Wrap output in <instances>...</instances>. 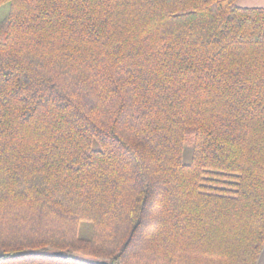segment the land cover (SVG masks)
<instances>
[{
	"label": "trees",
	"instance_id": "obj_1",
	"mask_svg": "<svg viewBox=\"0 0 264 264\" xmlns=\"http://www.w3.org/2000/svg\"><path fill=\"white\" fill-rule=\"evenodd\" d=\"M5 2L0 264H256L264 8Z\"/></svg>",
	"mask_w": 264,
	"mask_h": 264
},
{
	"label": "rangeland",
	"instance_id": "obj_2",
	"mask_svg": "<svg viewBox=\"0 0 264 264\" xmlns=\"http://www.w3.org/2000/svg\"><path fill=\"white\" fill-rule=\"evenodd\" d=\"M9 4L7 2L0 4V23L5 20L8 14ZM192 147L188 141L184 144L182 150V162L189 163L191 161ZM77 235L79 238L88 239L91 235V224L88 221H80L78 225Z\"/></svg>",
	"mask_w": 264,
	"mask_h": 264
},
{
	"label": "crops",
	"instance_id": "obj_3",
	"mask_svg": "<svg viewBox=\"0 0 264 264\" xmlns=\"http://www.w3.org/2000/svg\"><path fill=\"white\" fill-rule=\"evenodd\" d=\"M236 4L240 7L264 8V0H236ZM256 264H264V242L259 257L256 261Z\"/></svg>",
	"mask_w": 264,
	"mask_h": 264
},
{
	"label": "water",
	"instance_id": "obj_4",
	"mask_svg": "<svg viewBox=\"0 0 264 264\" xmlns=\"http://www.w3.org/2000/svg\"><path fill=\"white\" fill-rule=\"evenodd\" d=\"M52 255H54V256H60V257L65 258L67 256V253L66 252H63V251H60V252H54ZM90 263L91 264H109V262L100 261V260H96V259L90 260Z\"/></svg>",
	"mask_w": 264,
	"mask_h": 264
}]
</instances>
